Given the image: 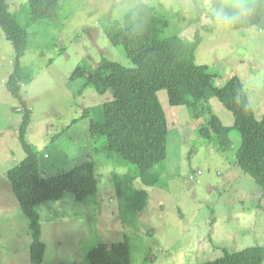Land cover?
<instances>
[{
    "label": "rangeland",
    "instance_id": "374dc122",
    "mask_svg": "<svg viewBox=\"0 0 264 264\" xmlns=\"http://www.w3.org/2000/svg\"><path fill=\"white\" fill-rule=\"evenodd\" d=\"M60 1L57 17L34 20L29 0H8L10 11L29 32L21 66L33 77L22 86V95L32 110L27 140L39 153L43 175L67 170L89 156L98 163L96 195L78 201L67 193L61 200L37 206L47 246L43 264H89V251L101 242L125 239L130 243L132 264H204L221 258L225 251L264 246V191L237 163L235 154L242 137L233 127L232 112L218 98L208 103L232 127L233 147L227 151L202 137L205 116L197 118L187 106L171 105L167 90L159 92L171 126L168 155L156 165L162 172L160 181L147 186L135 164L100 150L106 138L97 136L94 141L90 118H81L84 108L105 103L110 93H97L86 78L70 80L79 65L93 69L103 57L134 66L124 48L111 43L106 30L115 21L124 25L126 11L144 1L157 7L156 15L170 21L166 36L179 33L192 41L197 28L201 30L203 41L196 50V63L209 66L218 87L240 77L261 120L264 32L217 23L212 0L198 4L193 0ZM197 9L203 12L199 22L195 20ZM1 32L0 28V264H31L30 219L7 175L27 154L18 134L23 118L20 100L7 88L16 68L15 50ZM116 174L148 191L150 198L143 211L122 208L116 195Z\"/></svg>",
    "mask_w": 264,
    "mask_h": 264
},
{
    "label": "trees",
    "instance_id": "16d2710c",
    "mask_svg": "<svg viewBox=\"0 0 264 264\" xmlns=\"http://www.w3.org/2000/svg\"><path fill=\"white\" fill-rule=\"evenodd\" d=\"M199 0H193L198 4ZM224 0H212L215 8ZM250 11L240 17L231 28L256 27L264 32V0L250 3ZM31 18L53 19L61 7L60 0H29ZM157 7L139 1L124 14V25L115 21L106 30L111 43L122 46L133 61L126 67L118 61L103 57L98 66L89 69L83 63L72 72L71 81L86 78L97 93H110L108 100L97 106L84 108L81 118H90L89 131L92 139L105 137L101 151L116 155L137 166V174L147 186L156 185L162 172L156 165L168 155L171 126L159 97L167 90L170 104L187 106L192 114L207 122L200 133L209 141H215L223 150H231L233 140L231 126L223 123L208 103L216 97L233 114L234 126L241 134L242 144L235 157L238 165L250 174L264 191V117L259 119L248 97L244 81L234 76L222 87L215 85V75L208 65L196 63V50L203 41L197 28L192 41L179 33L165 35L170 21L156 15ZM196 22L202 10L197 9ZM0 28L15 50L16 68L7 80V88L20 100L23 118L18 131L26 158L9 169L8 179L22 211L30 219L32 242L31 264H43L47 246L42 239V229L37 206L63 199L72 193L78 201L96 195L99 188L98 163L91 156L67 170L53 175H43L39 153L27 140L32 110L22 95V86L32 81V72L23 69L21 60L28 48L29 32L10 11L8 0H0ZM204 30L211 28L204 26ZM97 151L99 149L97 148ZM135 177L133 178L134 181ZM116 195L123 202L122 208L143 211L148 205L149 193L138 189L131 178L114 176ZM89 264H132L128 240L113 243L101 242L88 253ZM204 264H264V246H252L236 252L225 251L218 259Z\"/></svg>",
    "mask_w": 264,
    "mask_h": 264
},
{
    "label": "clouds",
    "instance_id": "9594fccd",
    "mask_svg": "<svg viewBox=\"0 0 264 264\" xmlns=\"http://www.w3.org/2000/svg\"><path fill=\"white\" fill-rule=\"evenodd\" d=\"M249 11L250 8L246 0H230V2L217 5L212 10V15L217 23L227 26L234 24Z\"/></svg>",
    "mask_w": 264,
    "mask_h": 264
},
{
    "label": "crops",
    "instance_id": "0c3cea01",
    "mask_svg": "<svg viewBox=\"0 0 264 264\" xmlns=\"http://www.w3.org/2000/svg\"><path fill=\"white\" fill-rule=\"evenodd\" d=\"M1 33H2V37H6L5 34H4V32H1Z\"/></svg>",
    "mask_w": 264,
    "mask_h": 264
}]
</instances>
